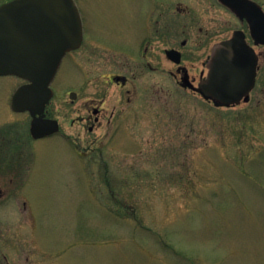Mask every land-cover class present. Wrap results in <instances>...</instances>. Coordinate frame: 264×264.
<instances>
[{
	"label": "rangeland",
	"instance_id": "1",
	"mask_svg": "<svg viewBox=\"0 0 264 264\" xmlns=\"http://www.w3.org/2000/svg\"><path fill=\"white\" fill-rule=\"evenodd\" d=\"M86 1L87 35L103 48L57 71L48 109L59 132L34 141L28 115L0 119V162L28 168L25 212L22 202H0V264H264V94L216 108L181 88L163 55L186 38L181 65L197 82L211 46L241 29L237 19L216 0ZM253 1L264 11V0ZM160 8L169 44L153 42L157 71L135 70L136 56L121 52L133 53ZM210 12L218 33L199 50L196 24ZM101 101L89 132L85 107Z\"/></svg>",
	"mask_w": 264,
	"mask_h": 264
},
{
	"label": "water",
	"instance_id": "2",
	"mask_svg": "<svg viewBox=\"0 0 264 264\" xmlns=\"http://www.w3.org/2000/svg\"><path fill=\"white\" fill-rule=\"evenodd\" d=\"M67 1L71 0H26L28 5L42 3L44 9H62L67 14L62 19L56 13L43 15L49 22L42 23V36H36L33 30L32 36L28 35L21 45L0 42V74L16 75L27 81V84L13 95L11 109L14 112L29 113L30 135L33 139H41L59 131L58 122L45 118L44 111L53 96L50 85L60 63L65 53L75 48L74 42L77 43L80 36L79 18L75 22L71 20L72 6L58 5ZM218 1L234 11L240 20L247 22L251 39L256 46H264V11L261 6L252 0ZM73 28L77 30L76 37L71 36ZM166 54L171 60L180 63L179 53L176 51L170 50ZM257 63L258 57L254 48L246 43L244 32L238 30L230 39L212 47L206 78L194 87L185 75L182 86L198 92L205 101L212 102L215 107L237 106L248 100L255 84ZM123 79L116 77L115 81ZM69 97L75 100L76 94L72 92Z\"/></svg>",
	"mask_w": 264,
	"mask_h": 264
},
{
	"label": "flooded vegetation",
	"instance_id": "3",
	"mask_svg": "<svg viewBox=\"0 0 264 264\" xmlns=\"http://www.w3.org/2000/svg\"><path fill=\"white\" fill-rule=\"evenodd\" d=\"M216 2L225 8L233 18H236L239 22L241 29L245 34V39L248 45L254 48L256 55L258 57V63H257V75L255 80V85L252 91L249 93L248 100L244 102V104H249L257 98L260 95L264 94V89L262 88V81L264 80V61L261 62V58H264V55L259 52L258 48L263 46H256L251 39V36L249 34V27L245 20H240L237 18L235 13L228 9L227 7L223 6L219 3L218 0ZM66 4H69L73 8V12H71V20L72 22H75L79 18L80 22V36L77 43L74 42L75 48L68 50L63 60L60 64V67L64 64V61L66 59H73V58H97L99 57L100 52L97 48H103L95 41H91V39L88 37L87 32V22H88V7L87 1L85 0H71L67 2L58 3L60 6H65ZM88 6V5H87ZM62 8V7H60ZM86 8V9H85ZM153 9V8H152ZM161 9V8H160ZM76 10V11H75ZM159 13V17L151 18L149 17L147 21H145V24L143 26V35L140 36L139 39L136 40V49H134L132 54H126L125 52H121L125 56H136V60L134 61V69L138 71H157L158 66L153 65L152 63V57L154 52V40H160L163 45L169 44V40L171 38L172 34V28H171V22L169 19L166 18V11L165 9H161ZM45 12V13H44ZM56 13V15L61 16V19L63 16H65L67 13L64 10H49L44 9L42 3L34 5H28L26 0H0V42H6V44H12V45H21L23 41H26L28 35L29 37L32 36L33 30L35 31L36 36H42V23L43 22H49V19H44L43 15L49 14V13ZM77 13V14H76ZM75 14L77 15V18H75ZM208 15V13H206ZM209 17V21H207ZM57 20V18H56ZM216 17L215 15L210 12V15L199 17L197 22V31L199 38V44L197 45V48L200 50L203 46H206V38L216 36L218 31L217 27H214L215 25ZM176 30V29H175ZM29 31V34H28ZM236 30H233L230 36H227L219 41H216V43H219L221 41L229 39ZM176 33V32H175ZM185 33L184 29H180L178 31V36ZM71 36L76 37L77 36V30L72 29L71 30ZM90 36V35H89ZM176 36V35H175ZM201 37L203 39H201ZM188 43V40L184 38L182 41H179V43L175 42L173 46H169L167 48H163V55L165 59L172 64L171 67L174 71H169V74L173 76L175 81H177L178 85L182 87V79L186 75L188 81L194 86L197 85L202 79H204L203 75L204 72H207V62L210 59L211 55V49L209 53L207 54V59H205L202 62L203 69L200 70L199 79L196 82L195 78H190L188 69L181 65L182 61L185 58V52L184 49ZM174 50L177 53H179L180 63H176L175 61L171 60L166 52ZM11 53L12 51H8ZM16 53V51H13ZM14 53V54H15ZM162 53V50L161 52ZM161 55V54H160ZM177 57V55L175 56ZM134 59V58H132ZM72 64V63H71ZM75 64V63H74ZM132 68V67H131ZM116 77H122L123 80L115 81ZM110 82H115V84L120 85L121 87H126L128 85V77L126 76H120V75H113L109 78ZM27 81L24 78H21L16 75H8V74H0V85H2V89H0V92H2L0 97V119L3 121L7 116L10 114L14 115H28L30 121V115L27 112L18 113L14 112L11 109V101L12 97L15 94V92L22 86L26 85ZM184 88V87H183ZM186 89V88H184ZM260 91V92H259ZM129 92V90H128ZM72 103L74 101H71ZM104 102H100L98 104L91 105L90 108L85 107V110L87 111L88 115L84 120V122H90L91 118H93L91 125L88 126V131L92 132L94 130V126L96 123H98L100 117L105 112V107H103ZM49 104L45 108V117L48 119H53L51 114L49 113ZM7 115V116H6ZM5 116V117H3ZM116 116V110L112 109L109 115L108 121L111 122ZM15 126V125H14ZM17 126V125H16ZM30 126V122H29ZM4 127H0V142H3L2 140L3 135H7V131L3 130ZM12 126H10V129H13ZM24 127V124H23ZM30 128V127H29ZM24 133V132H23ZM16 140L22 139V137L26 136L25 134H18L15 132ZM55 136V135H53ZM48 136L42 139L34 140V141H40L45 140L47 138L53 137ZM23 137V139H24ZM31 137V136H30ZM22 139V141H23ZM15 140V141H16ZM23 144V143H22ZM21 157V154H19ZM28 168L25 167V164L23 162H16V163H1L0 162V202L3 200L12 198L15 203L19 204L20 208V202H22L23 208H20L19 214H23L26 210V201H25V194L22 193V190L24 189V178L26 174V170ZM7 185L8 188H4L3 186ZM9 189V190H8ZM1 207V206H0ZM14 210H16V205L13 206ZM18 208V207H17Z\"/></svg>",
	"mask_w": 264,
	"mask_h": 264
}]
</instances>
